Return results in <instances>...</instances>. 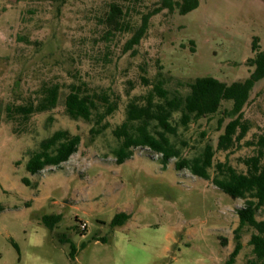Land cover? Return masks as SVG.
Returning <instances> with one entry per match:
<instances>
[{
  "label": "rangeland",
  "instance_id": "1",
  "mask_svg": "<svg viewBox=\"0 0 264 264\" xmlns=\"http://www.w3.org/2000/svg\"><path fill=\"white\" fill-rule=\"evenodd\" d=\"M113 2L128 8L138 26L161 0H0V264H225L235 247L237 211L246 199L232 198L213 178L218 162L246 172L243 159L258 153L249 142L264 133V79L244 107L249 132L230 150L216 152L211 179L178 170L176 158L164 166L141 147L117 163L123 140L114 130L126 120L129 102L144 103L159 81L171 93L185 94L198 76L246 79L254 69L247 62L255 56L253 38L264 48V0H200L187 14L164 9L151 18L135 53L125 51L132 30L106 35L103 18ZM82 82L118 102L101 124L97 116L73 119L65 111L72 84ZM48 84L61 88L54 109L28 119L9 113V107L37 102ZM232 103L224 101L221 111ZM102 104L100 99V110ZM221 111L188 127L174 114L178 134L171 137L185 157L198 155L207 143L217 146L231 119L220 126ZM105 123L101 133H92ZM60 129L81 136L79 150L60 166L27 171L41 141ZM122 211L130 219L113 226ZM51 214L62 215L52 229L43 220ZM257 218L264 219V206ZM254 232L244 228L234 264H254Z\"/></svg>",
  "mask_w": 264,
  "mask_h": 264
},
{
  "label": "trees",
  "instance_id": "2",
  "mask_svg": "<svg viewBox=\"0 0 264 264\" xmlns=\"http://www.w3.org/2000/svg\"><path fill=\"white\" fill-rule=\"evenodd\" d=\"M200 0H161L154 9L145 12L138 26L130 21L129 9L118 2H113L103 18L107 30L106 35H115L117 32L133 31L132 36L125 44V51L133 50L146 35L151 18L169 9L178 10L180 14H187L198 8ZM252 51L255 56L247 62L254 66L250 75L244 80L228 83L214 76H198L187 83L189 91L171 93L159 81L151 92L145 96V102L140 103L133 99L128 104L126 120L114 130L116 137L122 139L121 146L116 150L117 163L122 164L134 155V148H146L157 154L164 166L171 159L176 158L175 166L178 170L188 169L193 175L204 179H211L210 168L214 166V158L218 150L228 151L241 142L249 132L250 122L244 118V107L251 97L257 82L264 79V48L259 45V37H254ZM61 88L59 84H48L42 87L37 102L19 104L9 107V113L17 112L23 119H28L35 112L54 109L59 102ZM156 96L158 98L156 99ZM100 99L105 109L100 110ZM232 100V107L221 111L224 101ZM118 107V102L107 96H100L90 92L87 83L72 84L65 98V111L73 119H85L101 124L105 118ZM221 111L219 120L222 126L227 117L231 119L225 124L224 132L220 134L217 146L207 143L202 152L193 157H185L183 150L171 136L178 134V127L173 124L175 113H180L179 122L188 127L194 120L210 118ZM108 127L105 123L101 128H92V133L99 134ZM81 136L73 134L67 129L55 131L51 136L43 139L40 149L33 152L26 168L36 174L48 166H60L79 150ZM256 145L258 153L243 159L247 166L246 172L238 171L227 161L218 162L217 175L213 183L232 198H245V205L238 209L239 225L235 229L236 244L225 264H234L243 249L242 235L246 226L256 230L251 236L250 244L256 259L254 264H264V219H258V211L264 206V133L257 140L249 142ZM24 182L30 185L28 178ZM131 215L125 211L115 214L111 224L121 226ZM43 220L47 227L53 228L62 220L61 214L45 215ZM14 246L20 252L17 242ZM71 256L76 255V245H71Z\"/></svg>",
  "mask_w": 264,
  "mask_h": 264
},
{
  "label": "built area",
  "instance_id": "3",
  "mask_svg": "<svg viewBox=\"0 0 264 264\" xmlns=\"http://www.w3.org/2000/svg\"><path fill=\"white\" fill-rule=\"evenodd\" d=\"M81 227H82V229H85L87 227V223L86 222H81Z\"/></svg>",
  "mask_w": 264,
  "mask_h": 264
}]
</instances>
